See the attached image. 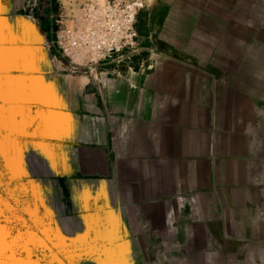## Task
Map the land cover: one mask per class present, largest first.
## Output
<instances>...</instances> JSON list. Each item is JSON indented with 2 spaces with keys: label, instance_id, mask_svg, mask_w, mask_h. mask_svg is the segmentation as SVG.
Returning <instances> with one entry per match:
<instances>
[{
  "label": "crops",
  "instance_id": "0c3cea01",
  "mask_svg": "<svg viewBox=\"0 0 264 264\" xmlns=\"http://www.w3.org/2000/svg\"><path fill=\"white\" fill-rule=\"evenodd\" d=\"M57 3L0 0V264H264V0H150L119 74Z\"/></svg>",
  "mask_w": 264,
  "mask_h": 264
},
{
  "label": "built area",
  "instance_id": "2783aa9c",
  "mask_svg": "<svg viewBox=\"0 0 264 264\" xmlns=\"http://www.w3.org/2000/svg\"><path fill=\"white\" fill-rule=\"evenodd\" d=\"M150 0H80V15H59L51 29L59 58L78 70L105 66L121 73L135 47L139 12Z\"/></svg>",
  "mask_w": 264,
  "mask_h": 264
},
{
  "label": "rangeland",
  "instance_id": "374dc122",
  "mask_svg": "<svg viewBox=\"0 0 264 264\" xmlns=\"http://www.w3.org/2000/svg\"><path fill=\"white\" fill-rule=\"evenodd\" d=\"M79 2L80 0H59V3H57L59 15L64 17L66 23L69 22L68 17L72 15H80ZM49 14H51V10L49 11Z\"/></svg>",
  "mask_w": 264,
  "mask_h": 264
}]
</instances>
